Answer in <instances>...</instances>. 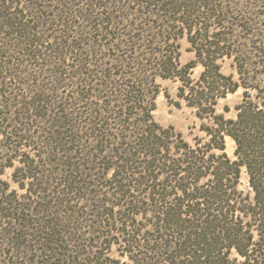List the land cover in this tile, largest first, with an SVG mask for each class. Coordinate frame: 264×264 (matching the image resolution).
Segmentation results:
<instances>
[{"label":"trees","instance_id":"16d2710c","mask_svg":"<svg viewBox=\"0 0 264 264\" xmlns=\"http://www.w3.org/2000/svg\"><path fill=\"white\" fill-rule=\"evenodd\" d=\"M236 4L0 0V264H264V10ZM157 79L205 138L153 119Z\"/></svg>","mask_w":264,"mask_h":264},{"label":"rangeland","instance_id":"374dc122","mask_svg":"<svg viewBox=\"0 0 264 264\" xmlns=\"http://www.w3.org/2000/svg\"><path fill=\"white\" fill-rule=\"evenodd\" d=\"M234 2L237 3V10L241 9L248 12H261L264 10V7H254L255 2H258L256 0H234ZM179 43L181 46L180 61L182 64H185L194 58V54L189 50L190 45L185 38L181 39ZM220 64L223 73H232L234 78L237 79V73L235 72L231 59L225 58ZM201 70L202 67L198 65L192 70L191 76L197 78ZM157 83L160 86V93L155 100L156 108L152 113L153 119L163 127L173 126L175 130L181 132L183 138L191 144L196 139L205 138V134L201 131L200 126L202 123L208 124V121L199 119L196 115L195 108L186 105V103L178 97V86L180 83L171 79H157ZM242 92L243 89L238 88L235 92L228 93L226 97L219 99L216 105V112L222 113L226 118L234 119L236 116L235 106L241 102ZM165 93L170 95V99L165 97ZM225 146L227 155L231 159H235L233 153L235 144L230 137L225 138ZM10 174L11 169H7L4 175H0V178L9 180ZM238 187L244 194H251L245 168L241 169ZM113 200L116 202L115 199Z\"/></svg>","mask_w":264,"mask_h":264}]
</instances>
